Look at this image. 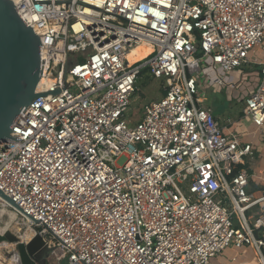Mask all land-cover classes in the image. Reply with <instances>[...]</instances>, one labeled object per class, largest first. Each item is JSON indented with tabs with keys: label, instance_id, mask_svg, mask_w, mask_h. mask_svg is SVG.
<instances>
[{
	"label": "built area",
	"instance_id": "1",
	"mask_svg": "<svg viewBox=\"0 0 264 264\" xmlns=\"http://www.w3.org/2000/svg\"><path fill=\"white\" fill-rule=\"evenodd\" d=\"M11 1L39 37L40 77L20 140L0 141L17 207L0 200L65 264H214L243 247L263 264L254 148L199 92L224 89L264 128V0ZM139 42L152 51L130 62ZM143 70L162 94L134 120Z\"/></svg>",
	"mask_w": 264,
	"mask_h": 264
},
{
	"label": "water",
	"instance_id": "2",
	"mask_svg": "<svg viewBox=\"0 0 264 264\" xmlns=\"http://www.w3.org/2000/svg\"><path fill=\"white\" fill-rule=\"evenodd\" d=\"M39 43L36 30L17 14L13 2L0 0V141L20 140L11 136V125L22 108L37 96ZM0 196L17 207L1 191ZM6 243L15 245L18 264L48 263L52 252L40 236L24 241L10 229L0 232V245Z\"/></svg>",
	"mask_w": 264,
	"mask_h": 264
},
{
	"label": "rangeland",
	"instance_id": "3",
	"mask_svg": "<svg viewBox=\"0 0 264 264\" xmlns=\"http://www.w3.org/2000/svg\"><path fill=\"white\" fill-rule=\"evenodd\" d=\"M256 53H257L256 57L261 58V55L259 54L260 48L256 49ZM161 83L162 81L160 79L151 77L149 73H147V71L143 70V73L140 76V79L137 81V91L131 97V102H130V106L128 110V112L130 113L131 117L134 120L139 119V117L141 116L143 105L146 102L153 100V99H158L161 96L162 94L161 93ZM199 94L201 95V97H203V104L211 106L213 111L215 110L216 107L226 106L221 95L215 93L211 87L202 89L199 92ZM233 103L237 105L236 108L242 109L243 103L241 102H236V103L233 102ZM236 110L238 109H235L234 111L235 113L236 112L238 113V111H240V110L238 111ZM214 114H215V111H214ZM3 207H5V210L0 214V232H2L5 229H10L12 230V232L20 235L19 233L24 231L26 227L25 224L22 223L20 217L17 214L16 216L15 215L9 216L10 215L9 211L14 212V209L9 206H2V201L0 200V209ZM17 226L20 227L19 230L16 228ZM14 248H15V245L11 243L0 245V264H18L19 263L17 255L15 251L13 250ZM225 252L228 253L226 249L223 250L215 258V261L217 262L220 260V262H222L221 260L224 259ZM8 253L10 254L7 256ZM245 260H246L245 264H258L256 257L253 254L251 255V253L249 254L248 252H246ZM48 264H65V260L61 258L60 252L55 250L54 252H51L48 255ZM228 264H239V263L238 262H228Z\"/></svg>",
	"mask_w": 264,
	"mask_h": 264
},
{
	"label": "crops",
	"instance_id": "4",
	"mask_svg": "<svg viewBox=\"0 0 264 264\" xmlns=\"http://www.w3.org/2000/svg\"><path fill=\"white\" fill-rule=\"evenodd\" d=\"M214 92L221 95L226 104V106L216 107L214 110L220 124L224 126L227 132L236 133L241 142L250 143L254 148V156L247 161L246 167L249 173L253 174L251 182L252 188L259 193L264 185V174H261V172L264 171V128L261 129L255 126L249 116L244 115L240 108H236L237 105H235L233 101L228 100L224 90ZM235 109L240 111L236 110L238 113H235ZM226 250L228 253H224V259L221 260L222 262H220V260L216 262L214 259V264H228V262L245 264L246 252L255 256L254 251L250 247H243L238 250L227 248Z\"/></svg>",
	"mask_w": 264,
	"mask_h": 264
},
{
	"label": "bare ground",
	"instance_id": "5",
	"mask_svg": "<svg viewBox=\"0 0 264 264\" xmlns=\"http://www.w3.org/2000/svg\"><path fill=\"white\" fill-rule=\"evenodd\" d=\"M145 51L148 52V54L152 51V48L149 44H147L146 42H139L137 43L130 51L129 54L127 55L128 59L130 62H135L137 60H140L139 57H137L138 54L144 53ZM38 89H41L40 85L38 87ZM1 197V196H0ZM2 206H6L4 204V202H2ZM5 210V207L0 209V214ZM9 216H16V212H12L9 211ZM18 215V214H17ZM2 220V219H1ZM22 221V220H21ZM23 223V222H22ZM24 224V223H23ZM12 225V224H11ZM18 225V224H17ZM22 226V225H21ZM25 229L24 231L20 232L19 236L20 239L24 240V241H28L30 238H32L34 235H38L37 232L35 230H33V228H31L30 226H28L27 224L25 225ZM18 230L20 229V227H16ZM39 236V235H38ZM55 251V250H54ZM13 254V253H12ZM11 254V255H12ZM18 258V257H17ZM10 259V258H9ZM264 264V261H263Z\"/></svg>",
	"mask_w": 264,
	"mask_h": 264
},
{
	"label": "trees",
	"instance_id": "6",
	"mask_svg": "<svg viewBox=\"0 0 264 264\" xmlns=\"http://www.w3.org/2000/svg\"><path fill=\"white\" fill-rule=\"evenodd\" d=\"M148 54L147 51H145L144 53L138 54L137 57H139L140 59L145 57Z\"/></svg>",
	"mask_w": 264,
	"mask_h": 264
},
{
	"label": "flooded vegetation",
	"instance_id": "7",
	"mask_svg": "<svg viewBox=\"0 0 264 264\" xmlns=\"http://www.w3.org/2000/svg\"><path fill=\"white\" fill-rule=\"evenodd\" d=\"M48 262V261H47ZM42 264H48V263H42Z\"/></svg>",
	"mask_w": 264,
	"mask_h": 264
}]
</instances>
